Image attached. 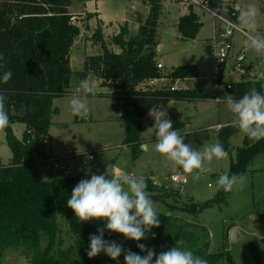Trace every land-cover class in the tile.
Wrapping results in <instances>:
<instances>
[{
  "label": "trees",
  "instance_id": "trees-1",
  "mask_svg": "<svg viewBox=\"0 0 264 264\" xmlns=\"http://www.w3.org/2000/svg\"><path fill=\"white\" fill-rule=\"evenodd\" d=\"M75 0H0V75L11 71L12 78L0 83V98L4 110L9 115V124L4 128L6 145L12 152L7 165L0 164V261L8 248L25 246L34 249L33 264H59L57 251L58 236L61 233L59 219L69 227L74 244L71 249L79 254L82 264H104L101 255L89 258L86 254L90 244V234L97 233L105 221L91 220L79 222L66 201L83 176L41 179L36 170L38 163L48 161V142L51 139L52 118L59 113L54 100L70 94L73 76L71 68V48L81 34L69 11ZM149 5L150 13L141 22L139 33L132 35L126 22L120 33L113 38L121 49L115 53L107 48L100 25L95 29L94 38L102 46L101 55L89 56L84 63L82 77L93 75L103 79L102 85L115 90L109 94L121 105V118L126 125L123 144L132 147L133 158L141 155L142 118L150 109H159L171 100H190L200 97L194 91H171L164 89L150 91L140 85L151 78L163 75L154 59L158 49V23L162 15L163 0H141ZM264 9V0L261 1ZM199 17L193 11L180 18L177 28L185 39H195L201 30ZM198 66L193 62L177 66L168 74L170 80L196 77ZM252 87L263 92L259 81L237 82L231 92L239 99ZM25 110L22 114V110ZM172 120L173 129L183 127L182 122ZM15 123L26 126L20 140L12 127ZM238 131L231 125L221 128L218 141L228 155L235 148L230 138ZM264 153V139L253 141L244 139V144L236 148V158L232 160L228 173L244 174L252 165L255 156ZM146 191L151 200L163 204L168 211L157 212L161 221L159 227L146 232V238L132 240V250L141 256L137 247L142 243L159 254L178 245L193 251L195 255L207 259L208 264H237L227 249L213 252L206 225L197 224L187 217H198L200 213L215 204L226 203L230 192L219 189L215 198L205 202L182 201L179 190L158 185L150 178ZM105 239L125 238L122 234L105 231ZM47 246L42 250V240ZM249 248L256 264H264V255L259 251V241L249 242Z\"/></svg>",
  "mask_w": 264,
  "mask_h": 264
},
{
  "label": "rangeland",
  "instance_id": "rangeland-1",
  "mask_svg": "<svg viewBox=\"0 0 264 264\" xmlns=\"http://www.w3.org/2000/svg\"><path fill=\"white\" fill-rule=\"evenodd\" d=\"M129 2L130 0H106L105 6L110 7L111 11L115 13L119 7L128 5ZM249 2V4L259 7L258 0H249ZM114 8H116V11H114ZM179 8L180 4L177 2L170 4L171 15L168 16V13H165L161 16L158 25V35H160V43H162L164 48L159 51V61L167 69H171L179 63L183 64V62H187L184 59L183 52L189 46L195 50L197 58L211 65L215 70L213 65L214 60H209L207 54L203 52V47L206 49L205 41L201 39L198 42L192 41V44L186 45L177 39L178 30L173 25H176L179 18ZM197 10L203 21L209 26V16L204 15L201 10ZM169 21L172 25H169ZM237 34L239 33L236 32L232 39L234 49L231 57L227 60L222 80L235 83L241 80L256 79L261 81L264 86V78L258 77L259 71L264 72V64L262 61H258L261 59V55L245 49L244 53L246 57L242 62L245 73L242 74L236 69L234 55L239 53V51H236ZM132 35L134 34L132 33ZM114 36L108 35L107 39L104 38V41L108 49L118 52L120 49L113 42ZM88 40L90 41L93 53L103 52L102 46L94 38V34ZM157 41L159 43V40ZM157 52L158 49L156 50V55ZM78 62V56L74 54V69H79ZM251 62L256 64L255 67H259V71H254V66L250 65ZM79 77V73H76V75L72 76V79L74 82L78 81L79 84ZM98 80L101 81L100 79ZM172 82L173 80H169L168 85ZM174 83L177 85L181 84L179 80ZM94 87L96 93L109 92L111 90L108 85H102V83L94 85ZM71 88L72 93L55 100L54 105L59 108V114L53 117L52 138L48 142V148L52 151L54 157H56L55 162L58 163L59 168H54V161L42 163V171L39 173L42 180L48 181L53 178H67L77 175L84 176L83 179H90L92 174H104L109 168L113 173L125 172L136 178H150L154 183L161 186H172L179 190L182 201L188 203L191 199L196 202H205L215 198L218 194L219 190L216 184L218 177L214 174L221 170V173L229 171L231 156L228 155L221 160L214 159L211 162H206V167L210 168L211 171L199 174L198 178L196 171H194L192 174H187L188 183L177 184L170 179L173 171L171 163L154 151L156 141H148L150 143L149 149L145 148V145L142 144V152L137 159L133 158L132 147L122 143L125 137L126 125L120 117L121 115H119L121 113L119 109L121 105L118 101L113 100L109 96L102 97L91 94L87 97L81 96L89 108V113L87 118H80L73 116L70 111V101L76 95L78 87L72 86ZM212 108L215 111L218 109L217 105H214ZM221 115L223 116V113ZM221 120L224 121L223 117ZM18 127L25 129L23 124H19ZM244 136L245 134L238 131L231 137V143L235 147L243 145ZM184 137L185 143H190L194 149L202 150L203 145L200 142L201 140L199 141V138L198 141H194L186 136ZM0 142L6 146L3 129H0ZM212 143H218L217 138L212 140ZM6 147H8L10 153L9 146ZM232 157L235 160L234 154ZM252 163L253 170H250V166L242 174L246 177L243 188L231 191L226 196V203L215 204L210 208L204 209L198 217L181 214L194 223L206 225L212 243L211 250L219 252L220 250L227 249L233 255L237 264H256L248 245L249 242L259 241V251L264 255V153L255 156ZM69 164H71V169L67 170ZM79 181H76L74 186ZM153 205L157 212L168 211L163 204L153 202ZM59 223L61 227V233L57 238V251H59L57 258L59 264H82L79 254L71 249L74 239L69 227L62 219H59ZM232 226L239 229L241 237L239 242H232L231 235H227L229 228ZM47 242V239L42 240L40 247L42 250L47 246ZM33 255L34 249H29L25 246L8 248L4 251L0 264H33Z\"/></svg>",
  "mask_w": 264,
  "mask_h": 264
},
{
  "label": "clouds",
  "instance_id": "clouds-1",
  "mask_svg": "<svg viewBox=\"0 0 264 264\" xmlns=\"http://www.w3.org/2000/svg\"><path fill=\"white\" fill-rule=\"evenodd\" d=\"M237 22L233 27L246 37L244 48L264 56V36L257 34L256 17L258 9L249 4L245 9H239ZM0 54V61H3ZM2 66V65H0ZM12 78V72L6 71L0 75V83H7ZM89 94L96 95V89L91 80L80 81L76 95L70 101V111L73 116L87 118L89 108L84 99ZM224 103L232 114L231 126L245 134L249 139L259 141L264 139V93L252 87L241 98L235 99L226 95ZM149 115L154 118L151 129L155 132L154 151L163 156L175 169L181 168L184 173L199 174L211 171L206 162L221 160L228 156L220 143L205 144L202 150L194 149L190 143H185V137L173 129L172 120L168 118L167 110L150 109ZM9 124V115L4 110L3 99L0 98V129ZM246 177L242 174L222 173L216 184L217 189L231 192L243 188ZM144 178H136L125 172L113 173L107 169L104 174H92L90 179H81L73 188L67 206L73 210L79 222H89L93 219L103 220V227L97 233L90 234V244L86 252L91 259L101 252L116 260L124 253L125 264H208L207 259L195 255L192 250L176 245L157 254L154 249L146 248L142 243L137 247L141 256L131 250L125 251L121 244L104 238L108 234L119 233L126 239L140 241L146 238V232L160 226L158 213L149 193Z\"/></svg>",
  "mask_w": 264,
  "mask_h": 264
},
{
  "label": "crops",
  "instance_id": "crops-1",
  "mask_svg": "<svg viewBox=\"0 0 264 264\" xmlns=\"http://www.w3.org/2000/svg\"><path fill=\"white\" fill-rule=\"evenodd\" d=\"M105 1L106 0H76L69 8V11L72 14H75V15L84 14L85 16L79 25L81 34L76 38L75 43L73 47L71 48L72 50L71 68L73 69V72H74L73 75L74 74L76 75V73H79L80 81L84 78H88L89 80L92 81L93 85L101 84V81H99L98 78L94 77L93 75L82 77L81 74L83 70L85 69L84 63L87 57L102 54L101 52L93 53L91 51L92 49L90 47L91 46L90 41L88 40L92 36V34L95 33L96 31L95 29L98 27V25H100L101 29L103 30V35L105 36L104 38H106L108 35H115V36L118 35L120 33V27L126 22L129 25L130 32L133 34H137L139 31V26L141 25V22L145 21V18L150 13L149 5L141 0H130L128 5L119 7L117 11H116V8H114V11H116L115 13L111 11L110 7L105 6ZM214 1L217 4L226 7L228 10L235 9L238 15H239L238 10L247 8V6L250 3L249 0H214ZM261 1L262 0H258L259 7H257L258 15L256 17V31H257V34L264 36V9L261 5ZM176 2L180 4V8H179L180 15L176 22V25H173V26L177 28V24L180 18L185 15L190 14L191 11H193L194 13L198 15L199 22L202 24L201 30L195 39L183 38L182 34L179 31V28H177L178 30L177 35H176L177 39L180 40V42H184V44L186 45L192 44L191 43L192 41L198 42L201 39L205 41L206 49L203 47V52L207 54V57L209 58V60H214L213 65L215 67V70L212 68L211 65L206 64L201 59L197 58V56L195 55L196 53L195 50L189 46L183 52L184 57H185L184 59H186L187 62H183V64L179 63L175 67H172L171 69H167L166 66L162 64L164 66V68L161 70L163 72L162 76L166 77V81L161 84L162 88H169L171 86H176L177 89L194 91L200 95V97H197L195 99H190V100H171L167 103L166 106L163 107V110H167L168 118L172 117V118H175L178 122L180 121L183 123V127L177 130L180 132L181 135L186 136L190 139H193L194 141L195 140L198 141V138H199V141L201 140L200 142L204 146L205 144H211L212 140L216 138L218 141V133L220 129L231 125L230 122L232 119V114L227 109V106L224 103V98L226 95H231L235 99H237L234 96V94L231 92V90L227 88L228 85L233 86L237 82L229 83L227 81H223L222 74L224 71L221 72V74L219 75V79L215 80V75L217 73L216 71L217 65H216V57L214 54V47L212 45L215 43V40L219 38L222 32V28L220 27L219 21L216 18H213L211 15L204 12L203 10L199 9L203 11L204 15L209 16V19H208L209 26H207L206 23L203 21V18L199 14L197 10L198 8L188 6L182 3L180 0H163L162 1V6H163L162 15H164L165 13H168V16L171 15V9H169V5L176 3ZM161 16H160V19H161ZM160 19H159V22H160ZM169 25H172L170 21H169ZM238 33L239 34H237L236 36V46H237L236 51L242 52L245 50L244 41L246 37L241 32H238ZM158 36H159L158 38L159 44L157 47L158 52L156 55V59H157V63L158 62L161 63V61H159V51L163 49L164 47L162 43H160L161 41L160 35ZM120 51L118 52L114 51V52L120 53ZM74 54L78 56V59H79L78 68L79 69H74L73 67ZM258 61H262V63L264 64V56H262L261 59ZM189 62H193L195 66H198L197 76L183 78V79L178 78L177 80H174L172 83L168 85V81L170 80V78L168 77V74L171 73L174 69H176L177 66L184 65ZM250 65L254 66V71L256 70L259 71V67H255L256 64L251 62ZM258 77H260L261 79L264 78V72L259 71ZM178 80L181 83L180 85L179 84L177 85L176 83H174L175 81H178ZM253 80L258 81L256 79H253ZM253 80L247 79V80H241L238 82H246V81H253ZM259 82L261 83V81ZM261 84H262V88L264 92L263 83ZM72 86L79 87L78 81L74 82L73 79H71L70 87H69L71 93L73 92L71 90ZM109 88L111 89L109 92L96 93V96H102V97L109 96V94L115 90L112 87H109ZM55 100H54V103H55ZM214 105H217L218 107L216 111L213 110L212 108ZM119 109L121 111V107H119ZM221 113H223V116L221 115ZM119 115H121V113ZM222 117L224 121L221 120ZM154 123H155L154 118L150 116L149 114H147L146 116L142 118V124H143L142 142H143V145H145V148H148V149L150 146V143L148 141L150 142L155 141V132L153 129H151ZM19 124L21 123H15L12 125V127L14 128V132L16 136L21 140L23 133L26 129V126L23 124L25 126V129L23 128L21 129L20 127H18ZM51 126H52L51 129H52L53 125ZM51 129H50V134H51ZM51 138H52V135H51ZM245 138H248V137L245 135L244 139ZM243 144H244V141H243ZM6 146H4L2 142H0V163L2 165L9 164L12 158V152L9 153V149ZM48 146H47V152L49 154L48 161H50V159H56L52 151L49 150ZM232 146L235 148V151L231 155H229L231 156L230 157L231 162L232 160H234V158L232 157L233 154L235 155V158H236V148L240 147V146L235 147L233 144ZM4 154H6L5 155L6 157L4 156L5 158L3 157ZM48 161H45V162H48ZM231 162H230V165H231ZM41 165L43 164L38 163V165L36 166L37 171L39 173L42 171ZM70 169H71V164H69L67 170H70ZM250 170H253V163L251 165ZM176 171L177 173H179L180 171L183 172L181 168L177 167L175 169L173 168L171 175L177 174ZM221 171H218V173H215L214 175L219 178V176L222 174ZM185 174L187 175V173ZM71 177H74V176H71ZM232 229H233V226L229 228V232ZM229 232L227 234L228 236H229Z\"/></svg>",
  "mask_w": 264,
  "mask_h": 264
},
{
  "label": "built area",
  "instance_id": "built-area-1",
  "mask_svg": "<svg viewBox=\"0 0 264 264\" xmlns=\"http://www.w3.org/2000/svg\"><path fill=\"white\" fill-rule=\"evenodd\" d=\"M182 3L191 6V7H196L198 9L203 10L204 12L210 14L213 18H216L219 23L220 27L222 28V32L217 40H215V43L212 45L214 47V54L216 57V65H217V73L215 75V80L219 79V75L221 72H223L226 69V63L227 60L231 57L232 51L234 49L232 39L233 36L236 32H240L236 30L233 25L237 22V11L235 9L233 10H228L226 7L221 6L217 3H215L214 0H180ZM84 14L78 16L73 14L72 15V22L79 26L80 22L84 18ZM80 27V26H79ZM242 33V32H241ZM243 34V33H242ZM244 35V34H243ZM235 56V65L236 69L241 72L242 74L245 73L243 69V64L242 62L245 60V53L244 51L239 52L234 55ZM156 65L158 66V69H163L164 66L162 63L158 62L157 59H154ZM99 79V78H98ZM101 83L103 79H100ZM166 81V77L161 76L159 78H151L148 79L145 82V84H141L140 86L144 89H148L150 91H159V90H164V89H170L171 91H177L176 86H171L169 88H162L161 84ZM160 84L158 85V83ZM228 89H232V85L227 86ZM50 161H54V168L58 169L59 165L56 163L55 159H50ZM170 179L177 183V184H186L188 183L189 179L187 178V175L180 171L177 174H172L170 176ZM108 240H113L117 242L118 244H121L124 248L125 251L127 250H132V240L126 239V238H113V239H108ZM101 255L106 259L104 264H125L124 262V253L121 254L120 257H118L116 260L111 259L108 257L105 253L101 252Z\"/></svg>",
  "mask_w": 264,
  "mask_h": 264
},
{
  "label": "water",
  "instance_id": "water-1",
  "mask_svg": "<svg viewBox=\"0 0 264 264\" xmlns=\"http://www.w3.org/2000/svg\"><path fill=\"white\" fill-rule=\"evenodd\" d=\"M161 110H163V107H161ZM25 110H22V114H24ZM229 235H231V240L232 242H239V240L241 239L240 235H239V229L237 228H233Z\"/></svg>",
  "mask_w": 264,
  "mask_h": 264
}]
</instances>
